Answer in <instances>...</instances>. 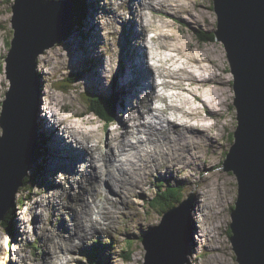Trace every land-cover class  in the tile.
Instances as JSON below:
<instances>
[{
  "label": "rangeland",
  "instance_id": "1",
  "mask_svg": "<svg viewBox=\"0 0 264 264\" xmlns=\"http://www.w3.org/2000/svg\"><path fill=\"white\" fill-rule=\"evenodd\" d=\"M182 1L189 5V11L195 14V19L189 18L188 14L185 12L178 11V20L174 22L172 19L173 16L168 15L170 18H164L166 12L164 13L165 10L162 9L163 13L160 11L159 14L154 17V24L158 23V25H160L163 19L169 23H173V26L171 25L160 29V32L163 31L170 34L167 38V42L170 46L172 44V46L165 51L158 48L159 41L156 39V34L153 32L154 28L150 26V28H148V31H151L149 33V35H151L152 45L150 50L154 53L157 49L159 53L157 55L159 57H164V54L172 49V47H180L181 51L185 50L188 55L192 53L199 54L205 50L209 52L211 56L215 57L219 64L216 72H218L219 75L221 74L220 77L222 76V79L225 81L217 91L222 93L220 100L223 101V114L213 119V122L219 123H216L219 137L217 138L216 146H205L204 154L200 157L199 164H204L205 166V164L207 165V161L202 158L207 157L206 159L208 160L211 158L209 164H214V168H212L213 173L210 172L211 169L208 167L203 169V175L213 174L214 180H218L214 188H217L220 180L223 182L225 180L226 182L225 186L228 191V197L227 200L224 199L225 203L220 205L217 210L225 214V219L223 223H220V220L215 218L221 225L220 228L217 226L215 229L220 242H218L215 248L211 249L207 245V237H202V242H200L196 238L194 230L190 228V216L197 201H194L195 195L191 188L193 186L196 190L198 189L202 192L206 191V186H204L206 183H203V179L200 180L199 178L201 169L193 168V174L191 173V176L190 174L188 175L190 181L186 180L182 175L171 179L167 178L169 173L167 175L166 173L158 172L151 177L149 176L148 182L147 174L145 173L147 183H142L138 186L135 194L129 197V199L131 198V202L129 200L124 201L117 199L115 202L116 207H113L103 196L96 193L95 187L98 183L96 182V178L91 175L93 169L90 168L88 170L85 163L78 166L79 171L73 176L62 173V171L55 166L56 154L52 150V147H54V143H56L59 138H56L51 129L48 127L46 128L44 125L46 130L40 131V135L38 132L37 134L39 136V149L44 151L45 148L46 154L43 158L40 156L37 161L42 165L44 164L46 170H42V174L37 176L34 180L32 189L28 191L31 193L26 195L28 192L23 189L21 193L18 191L14 196L15 202L22 197L25 201L23 205L15 207L13 216L8 218V221L11 220L9 226L15 225L17 232L23 234V238L20 237L17 241H13L12 238L14 239L15 236L13 227L12 231L7 230L2 226L6 223L2 222V224L0 222V264H45L44 256L46 249L47 251L51 249V252H53L54 249L59 251V253L55 252L53 255L56 256V260L61 259V262H63L62 264H94L97 262V259V263L100 264H143L146 250L141 238L154 227L161 224L165 215L161 213L162 211L159 206H157V208L152 206L153 201L157 203V198L159 200L162 199L161 196L157 195L165 191L163 181H166V185H169L166 192L170 195L165 201V204L173 203L172 197L174 196L186 202L185 206H180L181 203L173 204V206L182 207L180 211L174 214L173 218H181L183 220V226L189 228L192 233V241L191 243L189 242L187 249V251H189V261L187 264H217L214 260L216 259V257H214L215 255L222 258L223 264H238L235 259V253L232 249L229 234V224L231 222L230 212L234 207V197H236L237 194L238 183L233 172L223 170L222 164L234 141L233 133L237 126V109L233 103L235 94L232 81L234 77L230 69L223 42L217 40L200 42L198 40V35L204 32H214L217 29V14L212 6L213 0ZM88 2L89 4H87L85 8L83 16V18H87V20L84 19V22L87 24L86 27L82 28L79 25L78 32L80 36H77L75 33L77 26H73L70 34H68L64 40L46 50L37 59L35 70L38 71L37 78L38 81H40L41 90L37 124L38 122L42 123L41 120L48 121L49 119L46 120L48 117L52 119L50 113L56 111L58 117L66 118L67 121L76 124L80 129H85L86 135H90L88 139L92 140V144H90L93 146L95 144L94 142H97L100 152L104 153L110 145L112 136L117 133L120 134L121 129L119 130L118 127L121 125L122 120L123 124L124 122L128 125L131 124L132 121L129 120V114L126 115L124 113V109H127L128 106L123 107V109L116 106L117 115L114 120L107 125L103 120L99 119L94 112L88 111L91 99H87V97L88 94H92L91 92L97 95H106L108 97L112 92V88H114L115 93H120L122 94L121 97H123L124 91L120 80V71L124 68V49L127 44L130 46V43L128 42L129 40L125 41L127 35H124V30L122 29L123 24L119 22L120 18L117 16L124 15L122 17L125 19L128 17L129 3L128 0H88ZM12 4L13 0L0 1V111L1 103L5 98V92L9 88L4 58L9 50V41L12 38V27L10 22L12 16L10 6ZM151 10L147 9L143 11L145 14L151 15ZM99 11L101 13H99L98 16L96 14ZM173 12H175V9L171 10L169 13ZM102 21L104 23V28L102 26ZM123 28L130 29L126 25H124ZM108 30L111 32L107 33ZM113 32H116L118 36L117 39L113 37L115 35ZM111 33L112 35H110ZM86 34L87 36H82ZM130 35H132V33ZM163 40L165 41L166 39ZM119 41L121 43L120 52ZM146 43L148 44V41ZM115 45L119 50H117L114 55L113 51ZM83 50L87 52L83 53ZM82 56L84 58H81ZM99 56L101 57V61ZM182 60L185 61V58L182 57ZM72 62H75V66H72ZM167 62L168 61L164 62L163 60V64L168 69V67L170 68V62H168V64ZM156 64L158 65L157 61ZM180 64L175 63V66L178 67ZM100 65L101 67H99ZM159 70L160 69H158V71ZM72 72H74V77H70ZM75 73H78L80 76L78 80L74 79ZM97 73L101 76V81L95 83L90 82L85 85L84 81L87 80L88 76L95 79ZM172 79L175 80L174 78ZM159 90L168 94L170 98L172 95V98H174L176 102H184L186 99V95H177L179 91H181L180 85L174 86V88H159ZM189 99L193 101L192 98L189 97ZM155 104L157 106L164 105V103L160 101H157ZM121 110L123 112L122 114ZM134 113H136V110L133 111V114ZM39 116H41V119ZM57 125L58 123L55 124V129ZM62 127L63 123L60 129H62ZM69 132L72 131L69 130ZM1 133L2 130L0 128V136ZM67 137L70 143L79 139L70 137L68 133ZM45 142L46 144H44ZM43 145L44 148L42 147ZM59 147H62V141L59 143ZM65 155L66 153L61 151V154L58 156ZM93 155L97 156V153H93ZM149 155L150 154H148V157ZM113 158L114 156L112 155L108 157L104 156V160H98L96 166L105 164V168H107L110 163L114 161ZM146 161L149 162L148 158ZM157 167L161 169V166ZM38 168L41 170L40 166ZM187 169L190 170V168ZM29 172L30 170L27 171V174ZM195 180H198L197 183L193 182ZM54 182H60L59 185L61 188H57V190L59 189L58 191H53V189L50 188V184ZM101 183L102 184L99 185L103 188H108L106 181L103 180ZM200 185H202V187ZM23 187H25L24 184L20 188L22 189ZM173 188L175 189L172 192ZM220 189L221 188H219V191ZM175 191L176 194L172 196L171 192L174 193ZM50 195H53V199L52 197L49 199ZM48 199L49 201L52 200V202H49ZM14 201L12 202L13 204H15ZM220 202L222 203L221 199ZM86 205H90V212L88 206L85 209L83 208ZM106 206L108 208H106ZM166 210L168 209H165V211ZM198 217L199 220L198 218L196 219L199 221L200 225L206 219L208 224L212 221L209 217L203 218L199 213ZM222 218L223 216H221V219ZM96 219L98 221L101 219V223H98V225L96 224L95 229L90 230L91 224ZM68 230H71L70 235L64 232ZM186 232L188 234L187 230ZM84 234L86 237L82 241L78 236ZM17 236L19 237V235ZM68 236L70 237L69 242L71 243H66ZM126 240H132L134 242L133 245L129 247L131 254L128 260L125 259L127 256L126 249L128 247L126 246ZM193 246L196 247L193 248ZM123 249H125V251H123ZM50 264L57 263L51 262Z\"/></svg>",
  "mask_w": 264,
  "mask_h": 264
},
{
  "label": "bare ground",
  "instance_id": "2",
  "mask_svg": "<svg viewBox=\"0 0 264 264\" xmlns=\"http://www.w3.org/2000/svg\"><path fill=\"white\" fill-rule=\"evenodd\" d=\"M87 3L89 4L88 0ZM128 3L129 15L126 14L128 17L125 19L122 17L124 15L117 16L120 18L119 22L123 24L122 29L124 30V35H127L125 41L129 40L128 42L130 43V46L127 44L124 49V68L120 71V80L124 93L123 97H121L122 94L118 93V101L121 103V109L128 106L127 109H124V113L126 115L129 114V120L132 122L128 125L125 122L123 124L122 120L121 125L118 127L119 130L121 129L120 134L117 133L113 135L110 139L108 149L105 150L104 153H101L97 142H94L95 144L93 146L91 145L92 140L88 139L90 135H86L85 129H80L79 126L70 123L66 118L58 117L57 113L55 118H57L56 123H58V125L55 129L53 117L52 119L49 117L46 118V120L49 119L53 122V124L50 123L51 131L56 138H59L57 142L54 143L52 150L55 152L56 157L61 154V151L66 153L65 156L55 157V166H57L62 173L73 176L78 173V166L85 163L88 170L90 168L93 169L91 175L96 178V182L98 183L95 187L96 193L103 196L113 207H116L115 202L117 199L124 201L129 200L131 202V198L129 199V197L135 194L138 186L142 183H147L148 177H151L155 173H166L167 175L169 173L167 178L171 179L182 175L186 180H189L188 175L190 174L191 176V173L193 174V168L201 169L199 178L200 180L203 179V183H206V185H204L206 186V191L202 192L198 189L196 190L193 186L191 188L195 195L194 201H197L190 216V228L194 230L195 236L200 242H202V237H207V245L209 248L213 249L217 246L218 242H220L215 229L217 226L220 228L221 225L216 219H219L220 223H223L225 219V214L217 210L219 206L223 205L225 200H227L228 191L225 186V180L224 182L220 180L217 188H214L218 180L215 181L212 174L214 164H209L211 158L209 160L206 159L207 157L202 158L207 161V165L205 164V166L204 164H199V160L204 154L205 146H216V141L219 137L218 130L216 129V123L218 122H213V119L223 114V101L220 100L222 93L217 91L225 81L222 79V76L220 77L221 74L219 75V73L216 72L219 66L217 59L205 50L199 54L192 53L188 55L185 50L181 51L180 47H172V49L164 54V57H159L157 55L159 54L157 49L154 53L150 50L152 48L151 35H149L151 31H148L150 26L154 28V30L153 28L152 30L156 34V39L159 41L158 48L165 51L172 46V44L170 46L167 42V38L170 34L163 31L160 32V29L171 25L173 26V23H169L163 19L160 25H158V23L154 24V17L157 16L162 9L165 10L164 13L166 12L164 18H170L168 15L173 16L172 19L174 22L178 20V11L185 12L188 14L189 18L195 19V14L189 11V5L186 2L182 0H143V2L142 0H128ZM147 9L152 11L151 15H147L143 11ZM173 9H175V12L169 13ZM99 13L101 12L99 11L96 15L99 16ZM84 19L87 20V18H83L82 16V23L79 24L81 28L86 27L87 23L84 22ZM79 25H76L77 30H75L77 36H80L78 32ZM124 25L130 29H124ZM102 26L104 28L103 21ZM109 32L111 31L108 30L107 33ZM113 33H115L113 37L117 39L118 36L116 32ZM131 33L132 35H130ZM110 35H112V33ZM82 36H87V34ZM161 38L166 40L164 41ZM147 41L148 44L146 43ZM118 43H120V41ZM117 50H119V48L115 45L113 51L114 55ZM120 51L121 43L119 52ZM84 52L87 51L83 50V53ZM182 57L185 58V61L182 60ZM81 58L84 57L82 56ZM163 60L164 62H170V68L168 66V69L165 67ZM175 63L181 64L176 67ZM72 66H75V62H72ZM99 67H101V65ZM158 69L160 70L158 71ZM37 73L38 71L36 72V76ZM91 79L92 78L88 76L87 80L84 81L85 85L90 82L95 83L101 81V76L97 73L96 78H93L92 81ZM179 85L181 86V91H179L177 95H186L184 102H176L175 99L172 98V95L171 99L168 94L159 90V88H174V86ZM91 93L95 94L94 92ZM187 96L192 98L193 101ZM38 101H41V97H39ZM157 101L164 103V105L157 106L155 104ZM135 110L136 113L133 114ZM50 116H52L51 113ZM39 118L41 119V116H39ZM41 121L44 124L41 122L37 124V132L39 135L40 131H45L47 126H49V121ZM62 123L63 127L60 129ZM69 130L72 132H69ZM67 133L70 137L79 139L70 143ZM61 141L62 147L60 148L59 143H61ZM42 147L44 148V145ZM45 152L46 149L44 148V151H41V157H43L42 154L45 155ZM93 153H97V156H94ZM148 154L151 155V158L150 155L148 157ZM111 155L114 156V161H112L107 168H105V164L96 166L98 160H104V156L108 157ZM147 158L149 162L146 161ZM157 166H161V169ZM208 167L211 169L210 172H212V175H203V169ZM187 168H190V170ZM145 173L147 174V180L145 178ZM103 180L106 181L108 188H103L99 185L102 184L101 182ZM197 181L198 180H195L193 182L197 183ZM59 184L60 182L51 183L50 188H52L53 191L57 190V188L60 189L61 186ZM200 186L202 187V185ZM219 188H221L220 191ZM53 195H50L49 199L50 197L53 199ZM49 202H52V200ZM87 206L90 212V205H86L83 208L85 209ZM107 206L106 208H108ZM198 213L200 216H203V218L209 217L212 220L211 223L208 224L206 219L202 222L201 226L198 221ZM221 216H223L222 219ZM196 218H198V220ZM100 220L98 221L96 219L91 224L90 230L95 229L96 224L98 225V223H101ZM13 229L15 231L14 239L12 238L13 241H17L20 237L23 238V234L17 232L15 225ZM71 230L64 232L70 235ZM17 235H19V237ZM78 237L83 241L86 235L84 234ZM69 241L70 237L68 236L66 243ZM195 247L196 246H193V248ZM55 252L59 253L56 249H54L53 252H51V249L50 251L46 249L44 256L45 264H50L51 262H56L57 264L63 263L61 259L56 260V256L53 255ZM188 252L187 262L189 261ZM214 257H216L214 260L217 264H223L221 257L217 255Z\"/></svg>",
  "mask_w": 264,
  "mask_h": 264
},
{
  "label": "water",
  "instance_id": "3",
  "mask_svg": "<svg viewBox=\"0 0 264 264\" xmlns=\"http://www.w3.org/2000/svg\"><path fill=\"white\" fill-rule=\"evenodd\" d=\"M10 7L12 38L4 58L9 88L0 111V222L35 157L37 59L72 30L69 0H13ZM213 8L215 39L226 50L237 109L234 141L222 163L238 183L230 241L238 264H264V0H213ZM180 209L166 210L161 224L142 236L143 264H186L192 233L173 218Z\"/></svg>",
  "mask_w": 264,
  "mask_h": 264
},
{
  "label": "trees",
  "instance_id": "4",
  "mask_svg": "<svg viewBox=\"0 0 264 264\" xmlns=\"http://www.w3.org/2000/svg\"><path fill=\"white\" fill-rule=\"evenodd\" d=\"M72 1L74 3L72 13L74 15H76V17H77V18H75L73 20V22H74V24L79 25L80 23H82V16H84L85 8H86L88 3L86 2L87 0H72ZM212 6H213V3H212ZM198 40L200 42H203V41L206 42V41H214L216 39H215L214 32H209V33L204 32L203 34L198 35ZM72 73L70 74V77H72V76L74 77V72H72ZM79 78H80L79 74L75 73V78L74 79L78 80ZM74 81H76V80H74ZM112 92H113V94L110 95V97H106V96L99 95V94L98 95H96V94H88V97H87V99H91V103L88 106V111L94 112V114L99 119L103 120L104 123L107 124V125L110 124L114 120V118L116 117L115 115H117L116 114L117 113L116 105H117V102H118L119 94H115L114 88H112ZM98 96H100V97H98ZM36 154L37 155L34 158L33 163L36 161L38 156H41V150L39 149V147H37V149H36ZM38 175L39 174H34L32 172L28 176V178H25L23 180L25 187H23L22 189L20 188V193H21V191H23V189L25 191H27V192L30 191L32 189V184H33L34 180L36 179V177ZM173 191H174V189L172 190V192ZM172 192H171L172 196L174 194H176V191L174 193H172ZM158 196H161L162 199L159 200L157 198V203H154V201H153V203H152L153 205L152 206L154 208H157V206H159L161 208V211H162L161 213L162 214L165 212V209H169L170 206H173V204H175V203H180V201H181V198L174 196V197H172L173 201H174L173 203L165 204V201L170 197V195H168V193L166 191L160 192L158 194ZM24 201H25V199L22 197V198L18 199L17 202L14 201L15 204H12L10 206L7 214L5 215V217H4L3 221H2L4 223H6V224H4L2 226L5 227L7 230L12 231V227H13V225L9 226V222L11 220L8 221V218L13 216L15 207L23 205ZM229 233H230V231H229ZM126 242H127L126 246H128V247L126 249L127 256H126L125 259L128 260V257L131 254L129 247L131 245H133L134 242L131 241V240H126ZM123 251H125V249H123ZM94 264H96V263H94ZM97 264H99V263H97Z\"/></svg>",
  "mask_w": 264,
  "mask_h": 264
}]
</instances>
